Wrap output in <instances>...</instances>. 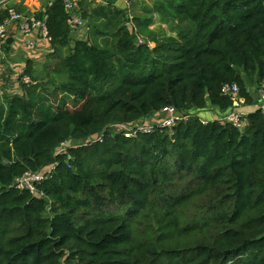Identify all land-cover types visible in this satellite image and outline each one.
<instances>
[{"label": "trees", "instance_id": "obj_1", "mask_svg": "<svg viewBox=\"0 0 264 264\" xmlns=\"http://www.w3.org/2000/svg\"><path fill=\"white\" fill-rule=\"evenodd\" d=\"M146 1L144 17L83 0L85 40L62 2L37 14L44 76L29 61L36 84L0 98V264H264V0ZM226 85L242 127L197 115L235 110ZM169 107L188 118L135 139L115 128ZM27 173L46 175L35 193L15 186Z\"/></svg>", "mask_w": 264, "mask_h": 264}, {"label": "built area", "instance_id": "obj_2", "mask_svg": "<svg viewBox=\"0 0 264 264\" xmlns=\"http://www.w3.org/2000/svg\"><path fill=\"white\" fill-rule=\"evenodd\" d=\"M15 0H0V48L7 44L9 39V31L8 25L11 22H21V31L25 35H29L34 29H39L41 35L48 39V32L46 28V17L43 20L37 18L36 15H30L24 17V15L17 12L16 8L13 6V2ZM55 1L62 2L64 6L65 13L68 17V25L71 28L74 35H85L88 36L90 33V26L88 25V21L83 17L81 11L80 0H52L48 3V6H51ZM101 5H107L111 3V0H99ZM128 7L132 5L134 0H126ZM47 8L43 10L45 14L47 12ZM5 13L6 17L2 20V14ZM49 40V39H48ZM54 51L51 50L50 53ZM4 75L5 70L0 66V88L4 85ZM18 81L24 83L26 85H35L36 82H32V80L25 75L24 72H21L18 75ZM223 95L231 97L233 100V110L231 113L225 115L224 117L218 118L220 121L231 123L236 127L243 126V117L247 115L246 112L243 111V106L245 104V100L240 97V90L237 85H226L222 89ZM258 108L264 114V87L259 90V101ZM166 114V118L161 121L159 124L155 125H139L135 127H125V126H115L119 132L123 134L125 138L135 139L141 134H149L153 131L154 127H158L161 129H172L176 126L177 122L182 119H187L188 117H183L178 114V112L172 108H166L163 111ZM207 122H204L206 124ZM101 140V138H99ZM67 147L62 145L59 150V154H66ZM45 174H33L27 173L21 179L16 181V188L19 190L29 189L32 193H35V184L41 183Z\"/></svg>", "mask_w": 264, "mask_h": 264}, {"label": "crops", "instance_id": "obj_3", "mask_svg": "<svg viewBox=\"0 0 264 264\" xmlns=\"http://www.w3.org/2000/svg\"><path fill=\"white\" fill-rule=\"evenodd\" d=\"M51 1L52 0H15L13 6L16 8L17 12L24 15V17L30 15L37 16V14L43 13V10L47 8L48 3ZM82 1L83 0H80V5ZM120 1L121 0H111V2L116 5ZM87 2L94 6L101 5L99 0H87ZM147 2L151 4L149 1ZM8 31L9 39L7 44L0 48V66L5 70L4 85L3 88H0L1 99L6 94L21 92V89H19L18 75H20L21 72H25L29 61L33 64V70L37 75L39 70L43 73L46 64L49 63L50 52L52 50L49 40L41 35L39 29H34L29 35H25L21 31V22H11L8 25ZM87 37L88 36L82 34L75 35V38L80 40H85ZM5 82H7V84H5ZM13 87L15 90H13ZM215 113L218 114L217 110H215ZM163 116L166 118L164 112L157 115L156 118L149 119L147 122H150L151 125L157 124L158 118ZM204 120H206V122L210 121L207 119ZM159 123L160 122H158V124Z\"/></svg>", "mask_w": 264, "mask_h": 264}, {"label": "rangeland", "instance_id": "obj_4", "mask_svg": "<svg viewBox=\"0 0 264 264\" xmlns=\"http://www.w3.org/2000/svg\"><path fill=\"white\" fill-rule=\"evenodd\" d=\"M138 2H139V4H136V5H135L134 2H133L134 5L132 3L133 7H132V9L130 8V12L132 10V12L134 14L143 15L145 17L147 15V13H146L147 9H144V8L147 7L149 5V3L147 1L145 3L141 2V0H139ZM154 18H155L154 19L155 22H154L153 26L151 27V29L155 33H157L159 35H162V36H164L165 34L171 35V34L175 33L172 30L176 26L174 23H166L160 17H154ZM152 46H154V44H152ZM42 68H43V66H42ZM38 74H42L43 75V73H41L40 70H39ZM39 77H41V76H39ZM5 84H7V82H5ZM248 86H249V90H250L251 94H253L255 96V98H258L257 97V93H256V88L252 84H248ZM2 88H3V86H2ZM13 90H15L14 87H13ZM258 96H259V94H258ZM215 110H216L215 108L209 107L206 110L198 111L197 115L199 117H203L204 119L213 121V120L217 119V116H219V113L216 114Z\"/></svg>", "mask_w": 264, "mask_h": 264}, {"label": "water", "instance_id": "obj_5", "mask_svg": "<svg viewBox=\"0 0 264 264\" xmlns=\"http://www.w3.org/2000/svg\"><path fill=\"white\" fill-rule=\"evenodd\" d=\"M117 6L121 9V10H124V11H128V4L126 2V0H121ZM128 28L131 32H133V26L131 24H128Z\"/></svg>", "mask_w": 264, "mask_h": 264}]
</instances>
